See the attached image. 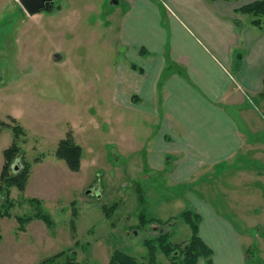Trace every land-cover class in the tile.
<instances>
[{"label":"rangeland","instance_id":"rangeland-1","mask_svg":"<svg viewBox=\"0 0 264 264\" xmlns=\"http://www.w3.org/2000/svg\"><path fill=\"white\" fill-rule=\"evenodd\" d=\"M112 1L59 0V10L29 17L16 0H0V119L11 117L26 132L19 145L29 164L54 159L57 142L72 129L82 149L83 177L90 181L54 208L29 205L31 198L12 188L11 217L0 218V264H41L60 252L64 256L57 264H110L119 251L139 264H170L169 248L167 254L158 249L151 257L145 242L165 233L177 246L191 236L181 219L184 211L194 210L186 197L189 184L170 180L168 169L151 180L141 174L156 129L150 123L146 133L148 121L125 106L135 90L122 86V70L134 64L132 71L138 74L140 68L126 55L131 51L120 25L109 16L119 11ZM55 53L62 57L58 63L52 61ZM130 95L136 102V95ZM259 119L256 124L264 125V111ZM3 132L1 147L12 140L10 130ZM258 186L264 190L261 181ZM66 200L75 205L67 207ZM5 202L0 195V209ZM220 202L227 206L232 201L222 196ZM113 205L117 207L109 213L102 209ZM222 211L237 230L246 225L245 219L227 215L226 207ZM37 212L48 215L53 226L33 220L41 224L31 221L20 230L15 217ZM141 213L163 223L142 228ZM248 218L264 222V215ZM248 232L255 240L246 264H264V229Z\"/></svg>","mask_w":264,"mask_h":264},{"label":"crops","instance_id":"crops-1","mask_svg":"<svg viewBox=\"0 0 264 264\" xmlns=\"http://www.w3.org/2000/svg\"><path fill=\"white\" fill-rule=\"evenodd\" d=\"M255 1L118 0L119 11L109 15L120 25L131 51L126 55L143 70H122V86L136 95L133 102L128 92L125 106L148 121L146 133L150 123L156 129L141 174L151 180L168 169L170 180L189 184L186 197L201 216L199 232L213 264H246L255 240L248 231L264 229V222L248 218L264 215L258 186L264 183V125L256 124L264 111V23L257 28L249 15L236 12ZM11 143L0 146V174ZM83 168V160L77 172L56 157L41 160L32 165L23 193L54 208L90 186ZM222 196L232 202L223 206ZM225 207L227 215L245 219L241 230L222 218Z\"/></svg>","mask_w":264,"mask_h":264},{"label":"trees","instance_id":"trees-1","mask_svg":"<svg viewBox=\"0 0 264 264\" xmlns=\"http://www.w3.org/2000/svg\"><path fill=\"white\" fill-rule=\"evenodd\" d=\"M236 12L249 15L252 18L251 24L257 28H262V25L264 23V0H258L246 4L237 9ZM144 53H146L145 49H141L140 54ZM130 68L136 70L134 64H131ZM137 70L139 73H142V70ZM262 85V91L260 93L261 96L264 95V75ZM7 120L9 121L5 122V120L0 119V135L3 133V130L6 129L10 130V133L12 135L11 145L3 151L4 162L0 174V195L4 196V200L6 202L0 209V218H10L11 214L9 213V209L15 206V202L9 199L10 190L12 188H16L18 191L23 192L29 179L32 165L41 162L40 159H35L33 164H29L22 160L23 155L21 153L19 140L22 137L26 136V132L17 124V122H15L13 118L7 117ZM55 157L63 160L71 171L77 172L80 170L82 149L75 142L72 129H69L65 137L58 141L55 149ZM28 203L29 205H33L34 203L38 205L41 204L40 201H37L35 199L29 200ZM116 207L117 205H113L108 208L103 207L102 209L109 213L111 211H114ZM181 219L190 227V238L187 239V241H185L183 245L177 246H174L168 241V235L165 233L160 235L156 239H152V241H146L144 246L149 248L150 256H154L158 249H161L166 253L167 248H169L171 257L170 264H198V261H200L201 259L205 261V264H213V251L202 240L200 236V215L194 210H187L182 213ZM15 220L20 223V230H24V226L33 220H42L46 224L47 228H51L53 226L51 218L46 214H42L41 212H37L36 214L27 217L18 216L15 217ZM139 221L140 227L142 228L149 227V224L153 222H157L159 224L163 223L154 218H147L143 213L139 215ZM63 256L64 253L60 252L45 259L41 264H57L58 262H60L59 259ZM110 260V264H139L135 259L129 258L127 255H124L122 251H119L116 254L114 253ZM152 261L154 260L152 259Z\"/></svg>","mask_w":264,"mask_h":264},{"label":"water","instance_id":"water-1","mask_svg":"<svg viewBox=\"0 0 264 264\" xmlns=\"http://www.w3.org/2000/svg\"><path fill=\"white\" fill-rule=\"evenodd\" d=\"M20 6L24 9L29 17L36 14L46 13L50 14L54 11L59 10L61 7L58 4L59 0H16ZM119 4L118 0H113L112 5L117 6ZM62 57L55 53L52 55V61L54 63L60 62ZM90 191L87 192L89 194Z\"/></svg>","mask_w":264,"mask_h":264}]
</instances>
